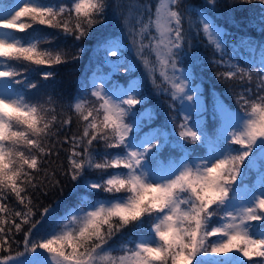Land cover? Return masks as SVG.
I'll return each instance as SVG.
<instances>
[{
	"label": "snow or ice",
	"instance_id": "1",
	"mask_svg": "<svg viewBox=\"0 0 264 264\" xmlns=\"http://www.w3.org/2000/svg\"><path fill=\"white\" fill-rule=\"evenodd\" d=\"M240 2L264 6V0ZM105 7L106 0H75L58 8L35 0H0V129L4 131L0 137V264H18L26 253L33 264H41L43 253L48 254V264H201L209 256L223 257L213 264H264V46L248 68L229 64L227 71L218 73L236 96L238 109L214 99L212 115L218 124L214 130L208 128L199 88L189 85L190 72H181L171 83L172 100L187 102L189 110L179 122L164 121L148 131H143L146 119L155 114L137 109L144 101L138 86L120 87L107 75L94 74L91 87L85 84L74 105L69 103L59 112L46 106L51 99L33 102L9 87L10 82L25 85L26 74L32 71L42 81H50L54 73L44 68L79 59L77 53L42 48V44L52 45L47 38L25 39L15 33L43 27L82 41L103 23ZM194 14L182 0H159L154 13L143 6L140 18L147 15L154 24L158 33V38L153 37L154 50L165 68L170 65L179 71L180 55L197 61L184 50V21H191ZM200 23L209 42L223 52V30L203 14ZM147 29L144 24L139 35ZM103 45L107 55L116 58L110 62L111 71L119 72V44L109 40ZM9 61L22 63L23 71ZM161 75L168 79L166 73ZM254 78L261 84L239 94L228 83L252 85ZM27 87L37 90L38 84ZM169 123L175 128L169 130ZM186 143L198 145L204 154L194 156ZM10 144L19 148L15 160ZM61 148L67 152V164L60 165V172L71 181L95 173L99 180L87 182L86 187L107 199L71 213L59 231L38 237L35 230L50 208L41 210L34 194L47 196L49 188L60 184L55 170L45 165L53 164L51 158H58ZM166 149L183 155L165 159ZM252 169L257 179L249 184ZM253 191L259 193L253 203L244 204V194ZM232 201L241 206L229 209ZM145 219L152 225L155 243L141 239L116 254L106 250L114 237ZM21 243L24 251L14 255Z\"/></svg>",
	"mask_w": 264,
	"mask_h": 264
},
{
	"label": "trees",
	"instance_id": "2",
	"mask_svg": "<svg viewBox=\"0 0 264 264\" xmlns=\"http://www.w3.org/2000/svg\"><path fill=\"white\" fill-rule=\"evenodd\" d=\"M4 2L8 3L9 0H4ZM35 2L58 8L69 7L75 0H35ZM158 3L159 0H106L103 23L95 25L82 41H74L71 36L43 27H36L28 34L15 33L17 36H24L25 39L28 36L34 39L47 38L53 43L52 45L42 44V48H49L56 52L77 53L79 59L56 65L53 69L44 68L43 70H51L54 73L50 81H42V78L32 71L26 74L25 85H11L15 91L20 92L19 95L33 102L37 99L42 102L51 99L52 103H46V106L54 107L59 112L69 103L74 105L75 101L80 98L81 90L85 84H88L89 88L91 87V77L94 74L109 75V80L112 83L125 88L132 82L137 83L139 93L144 98L143 104L137 105V109L149 116L155 114L154 118L146 119L143 131L160 127L164 121L175 119L179 122L183 118L181 106L178 100H172L171 83L161 75L153 49V37H157L154 25L149 23L147 15H144L142 19L139 15L143 11L144 5H148L154 13ZM182 4L187 5L190 11L195 13L192 15L191 21L187 19L184 21L187 33L184 50L189 51L190 56H196L198 59L193 63L189 57L180 55L177 57L179 68L191 72L190 82L199 88L207 108L205 113L207 117L210 114L209 110L212 112L213 102L217 95L230 109L237 110L236 96L218 76V73L227 71L229 64L248 68L249 62L253 61L254 54L264 46V23H262L264 6L258 3L244 4L240 0H182ZM201 14L223 30V52L217 51L207 39L208 37L202 30L203 25L200 23ZM138 19H140V23H137ZM144 24H148V29L141 36L139 33ZM109 40L119 44L118 61H116L121 65L119 72L111 71L110 61L107 59V50L103 42ZM188 41H191L190 49ZM141 43L145 47L141 48ZM249 44L252 46L251 48L248 46ZM7 63L19 67L23 71L22 63L15 61ZM253 71L255 70L253 69ZM30 83H37L38 89L28 88L27 85ZM228 83L233 85L234 92L237 94L243 93L247 87H252L255 90L256 85L261 84L255 78L252 85L239 81ZM169 105H172L171 109ZM174 128L175 125L169 123V130ZM71 131H76L74 126ZM175 139H179L178 135ZM185 146L196 157L204 154V150L198 145L186 143ZM235 147L238 148V146ZM66 155L67 152L61 148L60 156L51 158L53 164L45 165V167L55 170L56 179L60 180V184L55 188H49L47 196L42 193L34 194L41 210L44 206L50 208L49 215L35 230L38 237H47L52 232L59 231L62 224L68 223L71 213L86 208L89 204L100 199H107L105 194L92 192L86 187L87 182L99 180L95 173L89 171L81 180L71 181L60 172V165L66 167ZM182 155L183 153L176 149H166L162 153V157L165 159H179ZM256 179V169L250 170L247 182L250 184ZM11 202L10 200L9 203ZM216 222L214 221V223ZM151 226L149 220L145 219L137 227L125 230L122 234L114 237L109 241L106 250L116 254L122 246H134L135 243L140 242L141 237H149L152 234ZM212 239L216 241L217 237ZM17 250L24 251L22 243L14 248V255ZM47 256V253H43L40 258L47 259ZM218 259H223V257L202 258L201 264H213V260ZM240 259L242 260V258ZM32 261L33 258L27 253L18 258V264H30Z\"/></svg>",
	"mask_w": 264,
	"mask_h": 264
},
{
	"label": "rangeland",
	"instance_id": "3",
	"mask_svg": "<svg viewBox=\"0 0 264 264\" xmlns=\"http://www.w3.org/2000/svg\"><path fill=\"white\" fill-rule=\"evenodd\" d=\"M158 6V5H157ZM154 19V18H153ZM154 25V24H153ZM217 27V26H216ZM154 28H155V26H154ZM157 34V38H158V33H156ZM207 36V35H206ZM208 37V36H207ZM208 40H209V38H207ZM155 40L153 41V49H154V46H155ZM214 45V44H213ZM215 46V45H214ZM121 48H123V47H121ZM154 52H155V55H156V51L154 50ZM108 56V55H107ZM259 56H260V51H257L255 54H254V56H253V60L255 59V60H258L259 59ZM156 58H157V55H156ZM110 62H112V61H114L115 60V58H112V57H110V56H108V58H107ZM157 61H158V65H159V70H160V73H166V75H167V77H168V81L170 82V83H172V81L175 79V77L176 76H179L180 74H181V72H190V71H184L182 68H179V65H178V63H177V69H179V71H176V70H173L172 68H171V66L169 65L167 68H165L164 66H162L161 65V63H160V61L158 60V58H157ZM0 70H3V68L2 67H0ZM191 73V72H190ZM108 77H109V79H110V76L109 75H107ZM94 78V75H93V77H91V81H92V79ZM12 83L10 82L9 83V87H11L12 88V91L14 92V88H13V86L11 85ZM136 85L137 86V83L136 82H132L129 86H131V85ZM189 85H190V87H195L190 81H189ZM128 86V87H129ZM120 87H122V86H120ZM15 95H17V94H15ZM17 96H21V95H17ZM216 99H219L220 101H222L223 103H225L222 99H221V97H219L218 95L216 96ZM179 101V100H178ZM179 104H180V106H181V113H182V117H183V115H184V112H186V111H188L189 110V108H190V106L187 104V102H185V103H183V104H181V102L179 101ZM232 110V109H231ZM233 111H235L234 109H233ZM256 194H259V193H256V192H250V193H245L244 194V196H243V203L244 204H246V205H251L252 203H253V201H254V198H255V195ZM103 202H106V200L105 199H100V200H98V201H96L95 203H93V204H98V203H103ZM90 205V204H89ZM88 205V206H89ZM87 206V207H88ZM241 205H240V203L239 202H237V201H232L230 204H229V209H231V208H235V207H240ZM141 239H144V240H146V241H150V242H152V243H155V238H154V234L152 233V234H150V236L148 237H141ZM141 239H140V241H141ZM219 238L217 237V240H218ZM26 260H28V259H26ZM28 261H30V260H28ZM27 261V262H28ZM40 261H41V264H48V262H47V259H41L40 258ZM30 264H33V261L30 263Z\"/></svg>",
	"mask_w": 264,
	"mask_h": 264
},
{
	"label": "clouds",
	"instance_id": "4",
	"mask_svg": "<svg viewBox=\"0 0 264 264\" xmlns=\"http://www.w3.org/2000/svg\"><path fill=\"white\" fill-rule=\"evenodd\" d=\"M22 127V126H21ZM4 135V131L2 130V129H0V137H2ZM9 147H10V150H13L14 151V155H13V160H15L16 159V157H15V151H18L19 150V148L18 147H14L13 145H9ZM13 167H16V165L15 164H13ZM147 195V194H146Z\"/></svg>",
	"mask_w": 264,
	"mask_h": 264
}]
</instances>
